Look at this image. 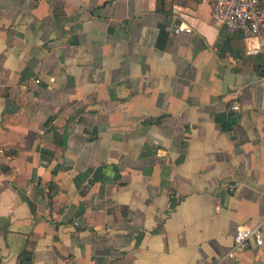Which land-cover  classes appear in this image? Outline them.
<instances>
[{"label": "crops", "instance_id": "0c3cea01", "mask_svg": "<svg viewBox=\"0 0 264 264\" xmlns=\"http://www.w3.org/2000/svg\"><path fill=\"white\" fill-rule=\"evenodd\" d=\"M263 218L264 62L211 0H0V264H264L224 257Z\"/></svg>", "mask_w": 264, "mask_h": 264}, {"label": "built area", "instance_id": "2783aa9c", "mask_svg": "<svg viewBox=\"0 0 264 264\" xmlns=\"http://www.w3.org/2000/svg\"><path fill=\"white\" fill-rule=\"evenodd\" d=\"M211 7L215 21L232 32H241L247 41V52L261 56L264 62V0H211ZM173 30L180 33L183 30L190 31L191 28L180 24L174 26ZM231 107L237 110L240 104L235 101ZM237 185L235 183L230 187ZM252 243L264 245L262 224L239 225L233 246L224 257L237 260L238 252L249 248Z\"/></svg>", "mask_w": 264, "mask_h": 264}, {"label": "trees", "instance_id": "16d2710c", "mask_svg": "<svg viewBox=\"0 0 264 264\" xmlns=\"http://www.w3.org/2000/svg\"><path fill=\"white\" fill-rule=\"evenodd\" d=\"M261 57V56H260ZM262 59V58H261Z\"/></svg>", "mask_w": 264, "mask_h": 264}]
</instances>
